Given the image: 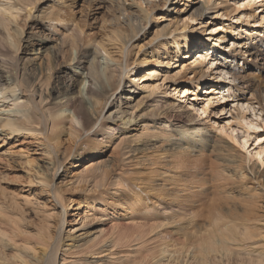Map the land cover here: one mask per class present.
Listing matches in <instances>:
<instances>
[{
  "label": "bare ground",
  "instance_id": "1",
  "mask_svg": "<svg viewBox=\"0 0 264 264\" xmlns=\"http://www.w3.org/2000/svg\"><path fill=\"white\" fill-rule=\"evenodd\" d=\"M41 1L46 0H0V102L11 101L12 105L16 107L15 110L10 108L3 110L7 114L4 119H1L0 116V127L8 132V135L36 129L46 132L47 126L50 125V137L55 141L62 133L63 121H67L70 134L76 135V138L90 136L97 140V137H101L100 142H103L104 139L106 142H112L117 139L115 134H118L115 149L121 152V157L124 160L154 148L156 144H152L151 141L158 139L161 144L165 145L166 152L180 158V165L189 159L191 156L189 152H193L192 156H194L195 153H200L203 150L217 155V159L223 164L221 168L219 167L220 174L227 171L231 164L234 165V158L223 154L221 156V147L217 145L216 139H213L208 131L212 125L208 126L207 121L199 122L197 115L190 112V108H199L197 112L200 111L206 119L207 110L213 107L214 103L220 101L219 103L222 105L221 108L219 107V112L222 114L230 105L228 102H233L236 105V109H234L237 113L239 103L242 100H247L246 109L254 112V105H257V112L264 113V82L257 79L255 83L257 88L241 83L243 80H239L233 74L237 73V67L231 65L236 62L239 56L253 59L260 56L262 57L261 61H264V40H260L258 46H249L243 51L244 41L249 39V37H245L251 34V28L250 30L245 29L246 27L241 28L236 34H232L229 51H224L220 45L225 40L224 36L216 37L219 35L216 31L221 30L225 25L222 21L213 27V31L208 33L210 36L206 39L204 37L206 35H202L203 31L199 33V37L189 36L188 33V35L164 37V39L172 38V46L176 50L175 57L184 54L181 56V60L188 59L193 51H197L188 59L187 65L188 61H183L178 66V68L181 66V70L177 72V76L183 77L180 74L182 71L190 74L184 88L181 87L182 94L195 95V89L200 90V87L210 85L208 88L203 87L204 90L201 91L202 93L206 90L208 95L199 98L206 101V105L203 107L202 104L199 107L198 100L192 98L190 100L194 102H189L188 107L186 103L184 105L167 103L165 97L157 95L161 86L155 81L162 74L158 69V60H154V68L143 71L139 80L136 79L135 74L141 70L144 65L143 61L133 67L134 62L129 63L130 60H128L131 44L138 40L139 36L145 34L144 23L149 20L151 11L149 7L154 0H137L139 4L131 3L129 5L126 4L127 0H113L112 3H114V7L116 6L118 14L109 23L111 37L108 42L109 46L115 49L114 52H110L107 46L99 42L89 41L87 45L84 44L81 31L76 25L73 26L72 22L65 23L66 25L70 24L68 28L74 32L55 39L56 31L54 29L60 25V22L57 23L58 20L63 18L57 16L49 18L52 10L42 16H34L32 11L37 12ZM170 1L162 0L161 2L166 5L171 3ZM210 1L204 0L199 3V6L194 10V16L205 17ZM253 1L257 0H240L242 4L239 5L244 11H247L244 12L240 8L246 20L252 18L255 21L257 18L255 15L258 13L257 11L254 14L248 12L254 6ZM185 2L187 3L184 6L187 7L189 0ZM143 4L149 5V7L143 8ZM236 8L232 10L237 14L240 9L235 11ZM166 12L169 13L170 10ZM20 13H24V15L20 16ZM260 14H263V11ZM222 15L223 18L227 13ZM192 18L194 17L189 20H193ZM29 19L33 20L31 28L36 30L28 32V45L35 42V46H39V53L32 50L35 57L21 58L18 54L21 51L18 39L22 35L23 25H17V21L26 23ZM263 19L264 15L260 18L261 22ZM199 24L206 26V23L201 21ZM254 24L251 25L252 28H254ZM12 26L16 27V31H13L15 39L12 37ZM215 33L216 36H214ZM242 36L245 40L238 42ZM159 38L162 37L156 39ZM27 52H24V57H28ZM43 53H48L53 61L63 56L64 61L73 63V66L60 67L55 63L59 67L55 69L51 67V70H54L51 73L50 69L41 66V64L30 63L37 58V55H43ZM112 53L118 55V59L114 60L111 57ZM257 60L259 59L257 58ZM100 61H105V67H102ZM176 65L177 61L173 67ZM75 70H80L81 74H77ZM49 72L52 76L49 75ZM132 75L135 77L130 79L129 77ZM125 79L128 80L126 84H131L132 95L135 91H138L136 94L141 95L139 98L136 96L137 99L132 107L133 112L129 115L131 120L132 115L137 111L141 117L138 119L145 123L142 133L138 137L136 136V140L141 142L136 146L137 148L128 147L129 142L122 133L123 130L119 128L120 123L113 127L109 126L106 122L111 120L103 116L104 108L111 103H117L116 107L127 103L123 102L120 96L122 89L126 88ZM163 81L166 83L165 80ZM237 81L239 83L235 85ZM223 88L232 92L228 91L227 95H222L218 99L217 96L222 94ZM143 90L146 91L144 95L140 93ZM245 90L250 93V99L244 98ZM172 91L176 92V88H173ZM233 92H238L239 95L235 97ZM230 98H232L231 101ZM238 98L239 100H237ZM125 100H131V97H126ZM185 100L188 102V98ZM221 100H225V103ZM215 105L217 106V104ZM96 106L97 108H95ZM244 106L245 104H241L240 109L244 110ZM138 109L140 110L138 111ZM66 112L67 116H65ZM239 112L241 113V111ZM238 113L233 117V121L245 136L244 142L247 146L251 139L249 130L259 131V125L251 121L248 122L246 114ZM11 115L14 116L11 117ZM212 115H217V111ZM254 115L257 116L256 113ZM262 122L264 124V119ZM234 131L232 128V132ZM130 137L132 138V136ZM255 139L259 143L257 147L253 148L254 155L262 163L264 136ZM234 140L233 138V142ZM105 141L104 143H106ZM185 142L187 143L183 144ZM241 147H244V144ZM90 150L95 153L100 151L96 149V146ZM48 151L54 152L51 145ZM198 156L201 157L200 154ZM61 162L54 161L52 167L49 168L50 182H41L46 190L57 177V173L62 167ZM237 167L239 168V166ZM111 172L112 170L105 160L93 159L80 172V182L90 185L94 190L112 186L118 193L122 189V192H127L121 197L122 204L126 205L130 212L124 217L103 221L100 228L94 234L92 233L93 238L89 236L91 239L89 238L87 241L84 240L85 238L80 239L79 237L80 240L72 238L70 241L72 243L67 244L62 239L65 207L59 192H54L57 198L53 197L52 199L58 204L60 212L52 209L50 214H45L43 225L34 231H30L24 226L20 207L16 203H14L16 206H12L14 204L11 203L7 207L4 202L6 199L4 201L0 199V264H264V223L256 218L255 212L253 213L254 205L252 206L250 198L252 204L249 201H244L240 207H237L230 203L234 197H232L234 190L231 191L228 188V191L225 192L226 187L220 190L214 185L204 191L201 189L193 197L180 195L183 190L173 195L164 189L155 192H153L154 189H151L152 192L135 191L132 182L124 180L120 174L111 178L109 177ZM252 173L253 171L250 170V174ZM239 175L243 177L244 173ZM211 178L213 179V177ZM201 181L206 180L200 178L194 184H201ZM51 188L50 190H52ZM230 189L232 188L230 187ZM144 193L145 195L153 194L151 196L155 201L142 196ZM185 203L191 205H185ZM197 206L201 209L196 212L194 209ZM51 222L54 224V229L51 227ZM52 231L54 232L52 233ZM84 237L86 236L84 235Z\"/></svg>",
  "mask_w": 264,
  "mask_h": 264
},
{
  "label": "rangeland",
  "instance_id": "2",
  "mask_svg": "<svg viewBox=\"0 0 264 264\" xmlns=\"http://www.w3.org/2000/svg\"><path fill=\"white\" fill-rule=\"evenodd\" d=\"M161 1L162 0L152 1L150 7L149 5H142L143 8L149 7V9H151L150 16L148 22L144 23L145 34L139 36V38H137L138 40L131 44L128 56V60H130L129 63L134 62L132 65L134 67L138 64V62L143 61L142 63H144V65L141 67V70L135 74L137 77L136 79L139 80L140 76L144 73L143 71L154 68V60H158V69L160 74H162L159 75L158 80L155 81V83H159L158 85L161 86V90H159L160 92H158L157 95L159 97H165L167 103L172 104L173 102V104L176 103L175 105H178V103L180 105H184L186 103V106L188 107L189 102H194L190 99L195 98L198 100V103H200L199 107H201L202 104L204 107L206 105V101H202L203 99L201 100L199 98H204V96L208 95L206 90L202 93L201 91L204 90L203 87L208 88L210 85H207V87L202 86L200 87V90L195 89V95H183L181 89L184 88L186 82H188L190 74L189 72L183 73L182 71L180 74L183 77H179L180 75L177 76V72H180L181 70V66L179 68L178 66L183 63V61H188V59L197 51H193V54L190 55L188 59L184 58L181 60L180 58L184 54H181L179 57H175L176 50L172 46V38L164 39V37L183 34L199 37V33L203 31L204 34L202 35H206L204 36L206 39L210 36L208 33L210 34V31H213V27L222 21L226 26L223 25L221 30L216 31L219 35L215 33L214 36H224L225 40L220 44L224 51H229V49H231L228 47L231 46L229 45L231 44L229 41H231L230 38H232V34H236L238 30L245 27V29L249 30L251 28L252 32L250 35L245 37H249V39L246 40L247 42L244 41L245 44L243 51L249 46L256 47V45L258 46L260 40H264V24H262L264 23V19L262 22L260 20L262 15H264V0H260V2L259 0L253 1L254 6L248 11L251 13L253 12V14L256 13V11L258 12L255 14L257 15V18L255 19V21L257 20L256 22L252 18L249 20H246V18L244 19V15L241 13L244 9H242L241 5H239L242 4L240 0H211L209 2L208 10L205 12V17L203 18H197V16L195 17L194 10L199 6V3H202L204 0H189L187 7L184 6L185 3H187L185 1L187 0H171V3L166 5ZM112 2L113 0H46L44 2L41 1L37 7V12L34 13V11H32V13L34 16H42V14L52 10L49 18H55V16L63 18L58 20L57 23L60 22V25H57L58 28L54 29V31H56V35H54L55 39L62 35L72 34L74 31L68 28V25L70 26V24L66 25L65 23L72 22L73 26L76 25L81 31V38L84 41V44L87 45L89 41H93L95 43L99 42L107 46L110 52H114L115 49L111 48L108 42V39L111 37L109 23L113 18L117 17L118 10H116L117 8L116 6L114 7V3ZM131 3L139 4V1L127 0L126 4L129 5ZM116 4H118V2H116ZM190 6L192 7L191 9ZM233 8H236L234 9L235 11H238L241 8L243 11L240 9L236 14V12L232 10ZM169 10L170 12L167 13L166 11ZM262 11L263 14H260ZM224 13H227V15H224L223 19L222 14ZM23 15L24 13H20V16ZM191 17H194L192 18L193 20H189ZM200 21L204 22V24L206 23V26H201L199 24ZM246 21H248V24H246ZM19 22L21 21L18 20L17 25H23V28H21L22 35L18 39L21 49L18 53L19 57H35L32 50L39 53V46H35V42L31 44L29 43L28 45L27 41L28 32H34L36 30L31 28L33 26V20L29 19L26 23ZM253 23H255L253 26L254 28L251 26ZM52 24L55 25V23ZM160 28L162 30H159ZM11 31L12 37L15 39L13 31H16V27L12 26ZM158 34H162V36ZM156 36L162 38L156 39ZM245 38L243 36L240 37L238 42H243ZM24 52H27L26 55H28V57H24ZM111 57L114 60L118 59V55L115 53H112ZM257 58L259 60H257ZM260 58L262 59L260 56L254 59L251 57L243 58V56H239L234 63L235 65L231 63V65L237 67V73L234 72L233 74L239 80H243L241 83L257 88V85H255L257 79L264 82V61H261ZM64 60V57L60 56L55 60V62L51 59L48 53H43V55H37V58L30 63H34L36 65L41 64V66L43 65V67L50 69L51 73H53L54 70H51V67H54L55 69L59 66H73V63H66ZM176 61L177 65L173 67ZM100 63L102 64V67H105V61H100ZM187 63H189V61L186 62V65ZM206 66V68H208V65ZM75 71L77 74H81L80 70ZM51 73L49 72V75L52 76ZM135 76L132 75L129 78L133 79ZM227 76L230 77L229 75ZM163 80H165L166 83H164ZM127 81L128 80L125 79L126 88L122 89L120 92L122 101L127 103L121 104L119 107H116L117 103H111L109 106L104 108L103 116L111 120L110 122H106L109 126L112 125L113 127L119 125L120 123L119 128L123 130L122 133L126 136L127 141L129 142L128 147L137 148L136 146L140 145L141 142H138L136 139L142 133L145 123L140 120V113L137 111L134 112L131 120L129 119V115L133 112L132 107L137 99L136 96L139 98L141 95L136 94L138 91H135L132 95L131 84H126ZM137 83L139 84V82ZM237 83L239 82H235V85ZM171 88H176V92L173 93ZM228 91L230 90H227V88L224 89L223 92H221L222 94L220 93L221 95L218 94L217 98L219 99L222 95H227ZM140 93L144 95L146 94V91L143 90ZM233 95L236 97L239 93L233 92ZM126 97H131V100L126 101ZM187 98L188 102L185 100ZM244 98L250 99V93L247 90H245ZM231 100L232 98H230V101ZM237 100H239V98ZM237 100L236 103L238 102ZM222 101L224 102L225 100H221V102ZM233 101L235 102V100ZM246 101L247 100H242L239 103L238 112L241 111L244 115L246 114L245 117L248 122L251 121L252 123L259 125V131L249 130L251 139L247 146L244 142L245 136L242 134V131H240L236 122L233 121V117H235L238 113L235 111L236 105H234L233 102H228L230 105L226 107L222 114L219 112L222 105L219 103L220 101L214 103L212 105L213 107L208 108L206 119L200 111L197 112L199 108H190V112L197 115L199 122L207 121L208 126L212 125L208 131L213 139H216L215 141L217 145L221 147V156L222 154L228 155L235 159V162H233L234 165L231 164V166H228L227 171L223 174H220V168L223 164L217 159V155L210 154L207 150L195 153L194 156H192L193 152H189L191 153L189 159L186 160L183 165H180V158H176L175 155H172L170 152H166L164 150L165 145L161 144L158 139L157 141L155 139H152L151 141L152 144H156L154 148L142 151L140 154L135 155L136 157L133 156L134 158L130 157L128 160H124V158L121 157V152L117 151L118 149H115V144L118 142V134H115L117 139L112 142H106L105 139L103 142H100L101 137H97V140H95L96 138H92L90 136L76 138V135L70 134L68 122L63 121L61 128L62 133L59 134V138L57 137L55 140L57 142H55L53 141L54 139L50 137V125L47 126L46 132L36 129L15 132L9 135L8 132H5V130L0 127V199L1 201L6 199L4 202L7 204V207L8 205H11V203H16V205L20 207V209H18L21 211L20 213L23 216L24 226H26L28 230L34 231L39 226L43 225V217L45 214H50L52 209L60 212V208L54 200L57 198L55 193L59 192L62 196L65 207L63 210L65 223L61 234L62 239L66 241L67 244L72 243L70 242L72 238L75 240L85 238L84 240L87 241L90 237L93 238L92 235L98 228H100L103 221L105 222V220L110 221L113 218L124 217L130 212L126 208L127 206L122 204L123 201L121 199V197L127 192H122L121 189L119 190L121 192L117 193L114 190L115 188L107 186L108 184L106 185L107 187L104 186V189L94 190L90 185H85L82 181L80 182L79 175L86 164L93 161V159L100 158L105 160L112 170L109 177L113 178V176L120 174L124 180H129L134 184L132 187L135 188V191L145 190L146 192H152L151 189H154L153 192H155L164 189L166 192L173 195L175 193H179L180 190H183L180 195L193 197L196 196L201 189L204 191V189L213 185L220 190L226 187L225 192L228 191L229 188L231 191L234 190L232 191V197H235H233L230 203L240 207L241 203L244 201H249V203L252 202V206L254 205L253 213L255 212L254 214L256 218L260 220L261 223H264V158L263 162L260 163L258 158L254 155L255 151H253V148L257 147V144L259 143L255 138L264 136V124L262 122V119H264V113L257 112V105H254V112L250 109H246ZM215 104H217V106ZM241 104H245L243 107L244 110L240 109ZM9 108L11 110L16 109V107L12 105L11 101L0 102V114L3 113V115H0L1 119H4L5 115H7L3 110H7ZM95 108H97V106ZM232 108L235 109L233 110ZM139 110L140 109H138V111ZM215 110L217 111V115L213 116L212 114L216 112ZM241 113L239 112L238 114ZM255 113L257 115L256 117L254 115ZM67 115L68 114L66 112L65 116ZM12 116L14 115H11V117ZM232 128L235 130L234 132H232ZM130 136H132V138ZM232 137L235 139L234 142ZM104 141L106 143H104ZM186 143L187 142L183 144ZM243 144L244 147H241ZM50 145L54 152L50 153L48 151ZM95 146L96 149H99L100 151L98 153H95L94 151L90 152V149ZM198 149L200 148L198 147ZM198 154H200L201 157L198 156ZM54 161H62V167L59 169L57 177L53 180V182L50 184L48 183L50 186L48 185L46 190L41 182H50L48 173L50 172L49 168L52 167ZM237 166H239V168ZM250 170L253 171L252 174H250ZM241 173H244L243 177H240L239 174ZM211 177H213V179ZM200 178H203L206 181H201V184H194L198 182ZM49 187H52V190H50ZM230 187L232 189H230ZM53 193L54 196L52 195ZM151 195L150 193L148 195H145V193L142 194V196H146V198L149 197L154 202L155 200ZM53 197L54 199H52ZM16 205L14 204L12 206ZM185 205L191 204L185 203ZM200 209L201 207L197 206L194 210L197 212ZM51 224L52 229H54V224L52 222ZM53 232L54 231H52V233ZM84 235L86 237H84Z\"/></svg>",
  "mask_w": 264,
  "mask_h": 264
}]
</instances>
